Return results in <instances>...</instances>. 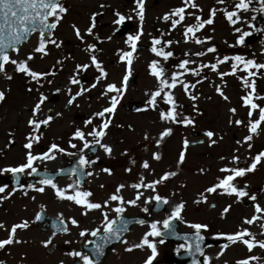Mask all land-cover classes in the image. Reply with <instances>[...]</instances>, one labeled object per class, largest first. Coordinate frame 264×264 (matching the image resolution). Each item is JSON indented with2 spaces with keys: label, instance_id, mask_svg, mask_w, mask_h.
I'll use <instances>...</instances> for the list:
<instances>
[{
  "label": "rangeland",
  "instance_id": "1",
  "mask_svg": "<svg viewBox=\"0 0 264 264\" xmlns=\"http://www.w3.org/2000/svg\"><path fill=\"white\" fill-rule=\"evenodd\" d=\"M102 1L103 0H100L101 3ZM104 1L110 5V8L105 12L108 14H104L102 18H98L99 26L101 25L102 28L101 30L96 31V33L101 34L102 36L108 35L110 29L114 27L112 17L109 15V13H111V8H117V12L125 15V17H133V15H136L134 5H128V2H130L129 0ZM237 1L238 0H225V3L219 4L217 3V0H195L198 5V9L189 8L188 13H194L195 15H200L204 19H207L211 9L216 8L218 10L214 18V23L206 25V29L204 28L197 33V36L200 39L211 37L210 42L205 44H196L191 39L185 43V39L182 38L184 37L183 32L185 26L195 23L194 18H191L190 20L187 13L184 23L178 25L175 29L171 28L170 22H164L162 20L163 15L174 9L173 7L177 8L182 6V0H145V18L142 26L143 35L139 40V44L148 46L151 42L152 37L148 36L150 26L155 25L165 27L167 36H169V33H172L173 35L175 34L174 37L172 35V38L174 39V41H172L173 43L170 47H165V51H174L176 56L175 59L171 58L172 62L169 63L149 52H143L140 55L137 53L133 54L132 73H135L134 70H136L138 80L135 85L128 87L126 91H124L121 104L129 98L140 100L144 104L143 111L141 112L144 114L140 115V113H138L123 116L124 111L122 106L119 104L116 109V118L113 119V128H115L117 132H120V140L118 139L119 137L117 138L116 134H114L111 130L110 142L113 145H117L114 142V140L117 139L118 143L121 142L122 148L127 150H131L133 143L138 140H142V143L134 146V154L130 151L126 155H118V159L111 163V166L117 164L119 167L114 170V176L111 178L106 177L105 180L109 181L110 185L113 187L114 181L116 182V180H120L122 183L133 182L132 179H129L130 175L137 177L135 183H139L141 176L144 177L145 183H149V176L152 179L151 182H153L168 171H176L178 174L167 180L165 185L166 191L163 194L164 196H167V200L169 201L167 204V210L159 214L157 217L151 218L149 216V220L146 225L129 237L132 242L135 237L136 239H142L144 234L150 230L149 226L151 223L159 221L160 223L158 227H161L163 220L169 217L175 205L181 202L185 205L184 210L181 213L182 219L179 222V230L182 231L193 230L187 226L188 224L202 223L211 226L210 232L212 233H214L215 229H220L224 234L232 233L235 232V230L231 226L236 224L234 220L240 213H242V209L245 211L244 213L247 214L252 211L251 209L245 208V200H243V204H238L235 196L223 194L220 189H218L216 193L206 192L208 187L213 186L218 182V179L227 175L226 173L220 172L221 168L233 166L247 167L251 164L253 157L261 151H264V123H262L259 133L254 135L253 140L249 142L252 145L250 149L248 147V143L243 142L244 138L250 134L246 126L249 121V108L243 107L239 103L241 97L245 95V91L241 90V83L236 78V75H226L223 79H221L217 72H213L209 68H205V72L202 73L200 77V80H203V82L196 86V88H199V94L196 95L198 97L197 101L195 100V103L202 114L198 117L195 116L194 110L190 112L188 109H185L183 111L185 113L183 116H188L194 120L193 125L185 126L182 123H171L162 120L159 121L153 114H151L153 108L147 103L150 99V94L157 90L159 86L157 79L152 76L150 72H147L148 66L153 60L159 61L160 65L165 69L166 79H169L173 72L184 71L179 68L180 60L184 59L194 60L196 62L195 64H189L190 69L199 64L216 63L217 58L223 59L225 56L234 57L236 55L264 64V21L261 22L257 28H254L253 20L251 19V17H257L259 14V11H257V9L260 8L259 0H253L249 11L240 13L242 22L233 26L228 22L221 10L227 9L229 11L233 9L234 4L237 3ZM83 2L85 6L88 5L90 7L93 13L101 12L97 7V2H99V0H83ZM199 9H202V11ZM73 12L83 13V5L81 3L74 5ZM73 23V25L80 28L82 33H85L84 31L90 24L87 20H77ZM137 23L140 26L138 31H140L141 22L139 18L137 19ZM249 24L252 25L251 28L249 27ZM237 27H239L242 32H251L250 37L253 38L252 41L245 43L244 45H237L236 41L240 35L235 32V28ZM72 29L73 28L68 26V23H64L56 33L57 38L59 40L64 39L65 44L67 43L66 38L71 35V42L67 43L68 47L63 45L60 47V50L64 48L61 52L57 51L54 55L50 56L41 57L40 54H36L35 59L29 62L30 67L33 70L51 73V75H49L43 82V87L39 89V92H43L48 99L55 98L57 101L51 103L46 101L45 104L41 106L42 110L37 119H43L47 115L56 116L58 120H52L51 122L52 124L50 129L52 132H60L69 126L70 121H72L69 113L74 110H82V113L75 111L78 115H81L84 113L89 114L96 109L100 110L102 108L101 103L97 105L98 107H96L95 105H87L85 101L76 99L74 102L79 107L74 105L69 106L66 108V112H63L62 106L64 104V98L61 95V82L60 77L57 74L60 66L59 63L69 70H71L75 64H88L89 67L86 70L82 69L79 72L82 75L81 77L83 82H87L88 80L86 75L92 77L94 74V65H91V62L88 61L87 57L84 54L83 58L78 57V55H80V50L74 46L77 42L73 38L74 31ZM37 38V36L32 37L27 44L20 47L19 57H17L15 52L10 55H12L13 58L24 59L27 55L32 53V49L37 45ZM88 44H90V37L89 39L86 38L84 46H87ZM101 44L102 46L98 50L99 53L95 54L101 64H106L109 61L110 58H108V55L113 49H119L122 46L121 41L117 42V44L115 41L105 43L102 42ZM230 45L232 46L230 47ZM211 46H214L217 49L215 53H208L203 57L194 55L196 52L206 51V49ZM186 53H188V55H185ZM182 55L185 57L184 59L181 57ZM231 64L232 60H229L224 64L218 65V71L221 73H230L232 70ZM105 71L108 73L106 78H109L110 81L118 87L120 85V78L123 74L122 65L106 66ZM6 72L9 75H12L13 79L9 81L3 74H0V91H4L6 94V99L0 104V154L5 156L2 163L8 165L1 164L0 168L17 166L24 161L25 150H23L22 145L26 142L25 138L28 136L27 134H30L31 132L27 121L31 117L30 110L34 103L37 102V98L39 96V92L36 91V88H38L39 85L35 82H32V85L30 86L25 85V83L21 81L22 79H25L22 75L18 76L19 80H15L17 75L15 74L13 65H6ZM204 77H207V79H203ZM180 79L189 84L193 81L194 77L191 74H186L181 76ZM48 80H51L52 83L49 84L47 82ZM261 80L264 82V76L261 77ZM100 82L101 79L94 89L100 88ZM217 86H219L228 97L227 101L218 94L216 91ZM29 87L33 88L31 93L27 91ZM57 89L60 91L57 92ZM256 89L257 94L263 93L264 83L260 86V88ZM171 91L175 99L181 100L182 102L184 97L183 87L178 84L177 87ZM112 94L117 95L116 93ZM106 105H108V102H105V106ZM165 105L166 103H164L162 98H157V108H164ZM231 108L236 109L235 115L229 111ZM49 110H51V112ZM156 110L160 111L159 108ZM56 113H60V115L57 116ZM258 117L259 112L257 110L253 113L251 119L255 120L258 119ZM237 119L243 120L244 123L236 125L234 121ZM230 121H232V123H230ZM141 124L146 126L148 131L146 129L138 130ZM125 126L130 127V129L127 130ZM166 128H171L172 134L165 137L164 140L160 142L159 146H157L156 141L159 139L160 133ZM188 128L203 133L209 130L213 131L215 133L214 139L217 140V143L210 147L208 138L205 135L201 136L200 138H203L204 143L191 148L188 147L185 162L177 167L179 154L184 150V140H191L188 137ZM146 131L148 132L147 136L149 137L147 140L142 137V134ZM9 133H12V135L10 136ZM38 135L41 136V131ZM220 137H223V139H220ZM10 140H14V144L9 145ZM237 141H240L241 143L238 144ZM41 146V140L40 143L34 144V154H41ZM162 146L166 147L164 148V153L168 154L167 157L164 155L162 161L154 160L153 154L158 153L161 155ZM43 149L45 150V147ZM118 149L119 146H116L115 151ZM142 152L143 155L139 157ZM233 156H239L238 165H233L231 163ZM61 157L62 156L59 154H56L55 160L37 161L36 164L43 165L45 168L51 169L60 164L58 160ZM222 157L224 159H221ZM151 160L153 164L150 165L149 169H144L141 166L144 161H148L150 164ZM128 168H131V172L126 171ZM201 169L204 171L201 172ZM246 176L248 183L255 187H264V160L257 165L255 171L247 173L244 177L240 178L245 179ZM141 192L143 193L141 197L142 204H144L145 201L148 200L149 197H152L155 193L151 189L146 188H141ZM202 193L207 197V202H201L199 204L195 203L196 200L201 199ZM256 196V202L264 206V191L261 190ZM19 199L20 200H14L12 204L6 205L12 206L10 208L11 212L10 221H8L9 223L12 222V224H15L22 222L23 220H28L30 217V211H34L41 206L40 196H37L35 200L32 201H22V198ZM210 204H215L216 207L207 211L206 208ZM21 205H23V207ZM229 205H231L230 210L222 216L221 214L223 213L224 208ZM49 207L51 214H54L57 211L54 215H59V212L53 202H51ZM61 211L67 215L66 210ZM0 218L3 219V217ZM244 227H250L249 231L253 233L255 237L263 236L262 233H264V227L260 224L258 226L255 224H244ZM209 235L212 236L213 234ZM23 238L27 239V235H24ZM150 239L155 238L150 237ZM132 242H129L128 244L130 245ZM33 243L37 245L35 241H33ZM33 243L30 245L33 246ZM17 245L18 244H14L11 249L14 257H10V259L14 258L12 261L13 264H18V261H23V259L27 264H34L35 261H40V264H56L52 261L58 260L56 254L52 256L45 255L41 258V248L32 246L17 247ZM157 249L158 253H160L162 248L157 245ZM244 250L245 245L242 243H239L237 246H232L230 251H227L226 254L222 255L221 260L223 263H229V261H231V264H233L234 260L237 262L238 259H247L251 255L257 254L254 252H258L257 250H254V252L245 253ZM212 253L218 254L217 249L212 251ZM158 257L160 256L158 255ZM208 257L212 259L211 255ZM133 261L134 259L131 258L129 260L118 261L115 264H130ZM107 264L113 263H110L109 260L107 261Z\"/></svg>",
  "mask_w": 264,
  "mask_h": 264
},
{
  "label": "snow or ice",
  "instance_id": "2",
  "mask_svg": "<svg viewBox=\"0 0 264 264\" xmlns=\"http://www.w3.org/2000/svg\"><path fill=\"white\" fill-rule=\"evenodd\" d=\"M253 0H238L237 3L234 5V10L228 11L227 9H222L225 18L228 22L235 26L238 23H241V12H248L250 9V5L252 4ZM217 3L223 4L225 0H217ZM260 8L257 11L264 12V0H259ZM101 8H104L105 5L101 4ZM198 9V5L195 0H182V6L174 8L170 10L168 13H165L162 17L164 22H170L171 28L175 29L178 25L184 23L186 19V13L189 16H193L195 23L188 24L184 28L183 35L185 37V43L191 39L196 44H205L209 43L211 37L206 39H200L197 36V33L200 32L205 28L206 25H211L214 23V18L217 14V9L213 8L210 10L209 17L204 19L200 15H195L194 13H188V9ZM202 11V9H199ZM135 14L139 18L141 22V30L136 35H129L127 37L126 43L131 48V51H122L119 54L120 60L126 63V72L127 74L123 77V86L117 87L116 84H108L107 88L104 92V95L108 93H116L117 95L112 96L110 99V106L103 108V110L98 111L94 114L95 117L102 118V122L93 127L90 131L85 133V131L81 129H76L73 136L69 140V147L72 149H77V144L73 143L72 141H81L83 146L77 152H67L63 147H61L57 143H51L48 150L43 152L42 154H34L33 146L34 144H38L41 140V136L38 135L42 126L49 125L54 117L52 115H47L46 118L37 119L39 113L41 112V106L45 104L48 100V97L43 93L39 92V89L43 87L41 81L45 80L51 73L48 72H39L33 70L30 67L29 62L35 59L36 54H40L41 57L47 56L49 54L48 48L49 45H53L56 48H60L62 45V41L58 42L57 39L54 38L55 31L61 24L64 16L68 13V8L64 6L62 0H0V74H3L5 78L9 81L13 79L12 75H9L6 72V65H13L14 71L19 74H23L24 76L29 78V82H35L39 85L36 88V91L39 92V96L37 98V102L34 103L33 107L31 108V117L28 119L27 124L31 129V132L28 136H26V143L23 145L24 149H26L25 159L17 166L5 167L0 169V174L3 173H10L16 181V184L19 190L23 191L25 196L28 195V192L24 190V186L20 184V176L21 174H26L28 176L38 175V169L35 166L37 161H45V160H55L56 154H63L68 156H75L78 155L79 159L77 161V166L75 169L72 170L73 175L79 173L77 180L74 184L68 185L67 188H60L56 183L53 182L52 177H46L44 179L39 180V187L34 184H28L27 189L38 193L45 192V186L50 187L54 190L56 197L60 200H68L73 202L74 204L80 206L84 211L83 215H87L91 211L100 210L102 216V223L100 226L94 229H83L79 232L80 237H94L98 238V242L94 240H87V244H94L95 247L93 249L94 256H102L104 254V248L107 244L112 241H118L123 244H128L126 239H121L122 233L128 231L127 222L122 219L123 214L126 211L125 205L137 206V201H139L143 195L142 192L139 191L141 188L151 189L153 192H156V186L162 184L163 182L169 180L172 177H175L178 173L176 171H168L165 172L159 179L154 180L150 183H145L144 177L141 176L139 183H134L131 185L133 189L137 190V194L135 199L125 201L124 197L121 195L122 190L126 187L125 184H120L116 189L115 192L108 197L103 203L100 202H93L90 198L93 196L91 191L84 190L82 188V184L79 177H83L85 175L92 176L93 172L87 171L85 172L86 167H90L92 164H95L96 160H89L85 155V149H90L93 144L99 145L103 151L111 156L112 154V147L102 141L107 135V130L109 129L112 120L111 115L115 114L117 105L119 103V97L126 91L127 82L129 77L132 73V64H133V54L136 52L137 44L143 35V21L145 18V0H135ZM100 15V13H93L90 17V25L86 28L85 33H82L80 28L76 25H72L74 34L77 39H79L82 43H86L85 36L92 37L94 35V29L96 28L97 20L96 17ZM115 16L117 17L113 23L116 25H122L125 23L126 19H131V16L125 17V15L116 12ZM252 20H255L256 17H251ZM251 28L252 25L249 24ZM235 32L239 33L240 35L237 38L236 44L237 45H244L245 38L251 35V32H242V30L237 27L235 28ZM32 34H38L37 38V45L32 49V53L27 55L24 59L13 58L10 55L9 50L11 52H15L17 57H19L20 48L18 45L22 44L30 37ZM163 36L164 33H161ZM111 39V37H109ZM172 41H162L159 38H153L151 41V52L155 54L157 57H161L164 61H167L170 57L173 56L171 51H165V47H170ZM232 45H230L231 47ZM88 52H95L96 49L94 45L88 44L84 49ZM217 49L214 46L208 47L206 51H199L194 53L195 56L203 57L206 56L208 53H215ZM185 55H188L186 53ZM229 60L234 61L231 65L232 71L228 72H219L218 65L224 64ZM91 65H94L96 69L99 71L100 76L97 78V83H99L100 79L106 78L108 73L104 70L101 63L98 61L95 55L90 56ZM195 64L194 60L184 59L179 63V68L183 69V72H173L170 80L165 78V69L160 65V62L157 60H153L149 65L151 70V75L154 76L157 81L159 82V86L157 90L153 91L150 94V99L147 101L148 105L151 106L153 109L157 106V98H162L164 103L169 105V109L167 111L160 112V119L162 121H168L171 123H182L185 126L193 125L194 120L183 116L182 113L177 111L179 105H177L176 99L172 93V89H175L178 84H180L186 93L189 92V89H195L196 84L202 83L203 80H197L195 84H188L185 83L183 80L180 79L181 76L186 74H191L193 76H200L201 72L204 68H209L213 72H217L221 79H223L226 75H235L237 71H242L246 73V76L240 77L243 87L248 89L249 91L245 96H242L241 99L243 101V106L249 108L248 117L249 121L246 125L248 128V132L250 133L244 138V143H248L249 149L251 148L250 141L253 140V136L259 133L261 129L262 123H264V106L256 103V100H264V96H259L256 93V80L254 77L260 72V70L264 69V64L257 63L252 59H245L243 56L236 55L234 57L225 56L223 59L217 58L216 63L212 64H201L199 67L196 68H189V64ZM242 66V67H241ZM89 67L88 64L84 65H77L76 71L79 72L81 69L86 70ZM203 79H207L204 77ZM49 84L52 83L51 80L47 81ZM70 83L73 85L80 84V81L73 76L70 80ZM97 83L92 84V88L97 86ZM167 89V91H166ZM29 93L33 91V88L29 87L27 89ZM60 90L57 89V92ZM85 91H90V89L81 88L79 92L76 93L75 96L70 95V99L68 100V104L71 105L78 96H82ZM216 91L218 94L224 99L228 100V97L224 94L223 90L217 86ZM69 93L71 94V90L69 89ZM6 99V94L4 91H0V102H3ZM189 99L195 101L198 99L197 96L189 94ZM195 108V105L193 106ZM259 112L258 119L252 120L253 113L255 111ZM51 112V110H49ZM229 111L235 115L236 109L231 108ZM202 114V113H198ZM57 116L60 113H56ZM93 120L89 119L85 122V126L92 125ZM232 123V121H230ZM236 125H241L244 123L243 120L237 119L234 121ZM172 134L171 128H166L160 133L159 139L156 141L157 146H159L160 142L164 140L165 137L170 136ZM11 136L12 133H9ZM204 135L208 138L209 146L215 145L217 140L214 139L215 133L211 130L204 132ZM92 137L91 142L87 139V137ZM146 140L149 138L147 135L144 137ZM223 139V137H220ZM14 140L9 141V145L14 144ZM199 143H204V141H199ZM237 143H241L237 141ZM189 146L188 140H184L183 148L184 150L180 152L179 159L177 162V167L182 165L186 159V151ZM126 154V153H125ZM153 159L159 161L161 159V155L158 153L153 154ZM221 159H224L223 157ZM264 160V151L258 153L255 157L252 158V162L247 167H223L220 169V172L226 173L223 178L218 179V182L215 183L213 186L208 187L206 189L207 193H216L218 189L223 190V194H227L229 196H235L238 200L247 197L253 202L257 201L256 195H249L248 191L243 190V188L237 187L234 181L237 178L244 177L247 173L253 172L256 170L257 165ZM231 163L233 165L239 164V156H233ZM144 169H149L150 164L148 161H144L142 164ZM103 172L107 173L108 175H112L111 169L105 167L102 169ZM126 171L131 172V168L126 169ZM201 172L204 170L201 169ZM103 187V185H101ZM246 187V186H245ZM8 189V185L0 186V194L6 193ZM71 191V194L69 192ZM15 189L12 192H8L7 195L0 196V201L9 199L11 195H13ZM35 200V197H32ZM152 200H155L158 204H168L169 201L162 197L159 194H156L152 197H149L145 203H150ZM110 202H116L117 206L114 208L110 207ZM201 202H207V197L202 193L201 199L196 200L195 203L199 204ZM184 203H178L175 205L174 209L172 210L170 216L163 220V229L168 234H175L172 228V222L174 220H181L182 216L181 213L184 210ZM215 207V205H213ZM231 208V205L224 208L222 216L226 214ZM104 209H110L111 212L115 213V218L109 217V212L104 211ZM144 212H148L149 209L147 207L143 208ZM254 212L256 214H264V206L260 203H254ZM41 215L37 214L35 217L36 221L41 220ZM262 217L261 215H253L251 219H245L243 221L246 225H252L257 220H260ZM119 221V226H117ZM59 222L61 225H64L63 232H68V227L65 225V221L63 216L59 218ZM72 226L79 228L80 225L78 221L73 218L70 220ZM140 224H144V221H138ZM159 221L153 222L150 224V230L147 231L144 236L142 237L139 243H136L130 247H126L125 251L132 252L136 249H144L147 247L150 249L151 254L147 256L144 261V264H153L154 260L156 259L158 252H157V243L155 239L150 240L149 238H159L162 237L165 233L161 232L159 225ZM30 224L28 220H23L22 222L15 223L11 225L10 229L5 226L4 223H0V229L6 231L7 238L0 239V250L5 249L6 246H10L13 244H20L24 243L25 241H21L17 238V231L22 229L29 228ZM189 228L195 230V235L192 239L195 240V246L193 250V245L188 244L186 251L189 254L198 253L201 256H204V253L201 249V242L203 241L204 237L201 235L202 231H208V225L202 223H192L187 225ZM264 227V225H261ZM55 235V233H54ZM223 238L226 239L231 244L242 243L244 244L248 251L251 252L255 247H259L264 249V240H257L256 237L248 231L247 228L241 229L236 231L232 234H222ZM264 235V233H262ZM180 238V237H178ZM182 239L188 240L189 237L185 236ZM53 240L52 238L47 239L43 242V246L48 248L52 245ZM65 243H71V241H65ZM160 244L164 243V240L161 238L159 240ZM85 245V246H86ZM228 244H224L222 246L223 250L228 248ZM180 248H185L184 244L180 245ZM223 250L219 253V255H223ZM179 251V249H177ZM67 256L72 257L74 259L78 258L82 264H96V261L92 258V256L82 253L81 251L72 250L66 253ZM218 258V257H217ZM258 257L252 256L247 259H241L237 261V264H251L252 260H257ZM2 264V262H0ZM63 264V261L61 262ZM193 264H199V261L194 260ZM204 264H211V258L204 256Z\"/></svg>",
  "mask_w": 264,
  "mask_h": 264
},
{
  "label": "flooded vegetation",
  "instance_id": "3",
  "mask_svg": "<svg viewBox=\"0 0 264 264\" xmlns=\"http://www.w3.org/2000/svg\"><path fill=\"white\" fill-rule=\"evenodd\" d=\"M75 1L76 0H62L64 6L68 8V11H70V9L73 8L74 4L81 3V2H75ZM84 19H87V14H79V15H68L67 14V15L64 16V18H63L61 23H65V22L70 23V22H74V21H77V20H84ZM69 114L71 115V120L75 124V127L72 128L70 126H67L64 130H62L60 132H52L51 129H50V131L48 132L46 138L43 139L42 142H41V144H42V146H41V154L43 152L47 151L49 146L53 142L59 144L67 152H77L78 153L79 149L83 146L81 141H75L74 140L72 142L77 144V149H72V148L69 147V140L73 136V134L76 131V129H78V127H77V124H78V115H77V113L75 111H72ZM80 129H82V128H80ZM85 129L90 131L92 128L88 127V128H85ZM110 138H111L110 133L107 130V135H106V137L104 138V140L102 142L106 143V144H108L109 146L112 147L113 151H112L111 156L107 155L103 151V149L99 147V145H95V144L92 145V146H96V152L94 154H92V155H89V156H87V149H85L84 155L89 160H96L97 161L95 164H92L90 167H86L85 169H86V171H90L91 168L95 167V168H97V175L94 178L92 176H88L87 177V180L82 185V188L84 190L90 189L89 191H93L95 189L96 192H97L98 189L99 190L103 189L105 191H108V189L110 188V183L108 181L98 178V177H100V173L103 172L102 171L103 168L107 167V168L111 169V171H112V175H108L106 173V175L104 176V178L106 179V177L109 178V177L114 176V170H116V168L119 167V166H117V164L111 166V163H113V162H115L117 160V158H116L117 156H115L113 154V152L115 150V147L118 146L119 143L117 141H114L117 145H113L110 142ZM87 139L91 142L92 137L89 136V137H87ZM44 147H45V150L43 149ZM59 155L62 156V157L58 160V162H60L58 167L62 166L64 164H69L71 162V160H73V159H76V160L79 159L78 155H75V156H68V155H63V154H59ZM245 180H247V177H246ZM27 181H28V176L24 177L22 179V181H21V185L24 186V190H26L28 192L27 196H32L33 197L36 194H41V208H40L41 210H39V211L48 210V207L51 205V202L53 201L52 198H54L55 199L54 200V205H55L56 208L59 206L57 208V210L59 212H61L60 205L62 204L63 201L56 197L54 191L50 187L45 186V192L44 193H38V192L32 191L30 189H27V185H28ZM75 181H76V178L66 177V178H61V179L57 180L54 183H56L58 186H62L63 185V186L68 187V185L74 184ZM119 181L120 180L116 181V188L119 186V184H118ZM5 184L8 185L7 193L8 192H12L14 190L11 187V185H10V182L8 180V175L7 174H5V175L0 174V186H3ZM114 184H115V181H114ZM34 185H36L37 187L41 186V185H39V183H35ZM101 185H103V187H101ZM17 194L20 196L19 198L27 197V196H25L23 194V191L19 190V188H16L14 194L11 195L9 199L5 200L2 203V205H0V217H3V219L0 218V220H2V222H0V223H4L5 226L8 227L9 229H10L11 225H13L12 223L8 222V221H10V212H11L10 208L12 206H6V205L7 204H11L12 201H13V196L17 195ZM69 194H71V193L69 192ZM136 194H137V192H134L132 195H130V199H126L124 197L125 201L135 199ZM116 205H117V203H116ZM125 208H126V211L128 210V212H129L128 215L138 214V213L141 212V202H140V200L137 201V206H131V205H127L126 204ZM63 218H64L66 226L68 227V232L67 233H61V234H58V235H54V234H52L51 232H49L47 230H41V253H42V250H43L42 249L43 242L46 239L52 238V240L55 241L57 243V245H58L55 248V251H57L58 248H59V250L61 252L60 256L63 258L64 262L65 263H72L74 261H77L78 258L74 259L72 257H69V256L66 255V253L69 252V251L74 250L77 246L83 245L90 238V236L83 237V238L80 237L79 232L81 230H83V229H94V228L100 226V224L102 223V218H98V217L97 218H91L89 221H87V223L84 226H81L80 229L71 225L70 216H65ZM73 218L78 220V216L77 215H75V217L73 216L72 219ZM31 226H33V225H31ZM33 227H34L33 229L36 228L35 226H33ZM7 234L8 233L6 231L0 229V239L7 238ZM65 241H71V243H65ZM116 248L117 247H114L113 249H111V252H110L108 258L114 254ZM8 251H9V246H6L5 249L0 250V260H2L4 257H7ZM119 254H121V252H119L118 255ZM123 254H124V252H123ZM133 254H135L136 257L140 256L141 255V250L140 249H136V250L133 251ZM167 261H168V263H165V264H174L171 261L169 262V260H167ZM154 262H156V260ZM217 262L218 261H215V264ZM80 264H82V262H80Z\"/></svg>",
  "mask_w": 264,
  "mask_h": 264
},
{
  "label": "water",
  "instance_id": "4",
  "mask_svg": "<svg viewBox=\"0 0 264 264\" xmlns=\"http://www.w3.org/2000/svg\"><path fill=\"white\" fill-rule=\"evenodd\" d=\"M28 38H29V37H28ZM28 38H27V39H28ZM26 41H27V40H26ZM26 41H25V42H26ZM20 45H21V44H20ZM20 45H18V47H19ZM10 51H11V50H9V52H10ZM133 108H134V107H130V109H133ZM172 228L174 229L175 226H172ZM183 236H184V237H185V236H187V237H192V236H188V235H183Z\"/></svg>",
  "mask_w": 264,
  "mask_h": 264
}]
</instances>
